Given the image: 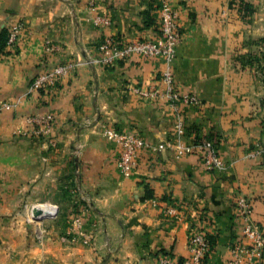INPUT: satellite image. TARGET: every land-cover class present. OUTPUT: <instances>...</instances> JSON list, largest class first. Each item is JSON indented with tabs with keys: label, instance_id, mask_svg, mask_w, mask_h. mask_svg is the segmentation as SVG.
I'll use <instances>...</instances> for the list:
<instances>
[{
	"label": "crops",
	"instance_id": "1",
	"mask_svg": "<svg viewBox=\"0 0 264 264\" xmlns=\"http://www.w3.org/2000/svg\"><path fill=\"white\" fill-rule=\"evenodd\" d=\"M174 5L175 87L200 101L180 107L185 141L215 142L227 170H208L197 155L146 149L125 178L120 150L103 132L136 129L153 146L175 138L178 115L160 96L164 61L90 62L106 38L158 40L159 0H0V32L24 25L0 53V103L20 102L0 114V264H178L197 231L216 239L206 264H229L231 248L245 242L239 195L251 201L264 234V0ZM97 13L109 16L111 27L95 28L89 21ZM47 40L57 49L48 51ZM70 60L83 62L28 94L38 75ZM135 87L159 97L142 98ZM39 114L52 115L54 124L49 137L36 139L27 119ZM64 199L89 201L90 229H101L92 245L61 241V220L48 223L49 239L36 240L40 225L30 221L29 205L61 206Z\"/></svg>",
	"mask_w": 264,
	"mask_h": 264
},
{
	"label": "built area",
	"instance_id": "2",
	"mask_svg": "<svg viewBox=\"0 0 264 264\" xmlns=\"http://www.w3.org/2000/svg\"><path fill=\"white\" fill-rule=\"evenodd\" d=\"M158 11L160 23L158 40L139 39L124 42L116 38H106L99 44L97 55L93 57L90 64L109 67L137 56L146 59L162 58L164 70L162 71L161 83L164 86V91L160 96L167 99L170 107L178 115L176 136L172 141L153 146L136 129L127 131L106 127L103 135L119 148L120 155L117 166L120 174L125 178L132 176L137 167V160L140 154L146 149L154 151L170 149L174 151L177 158L186 155H197L208 170L226 171L227 164L215 142L210 139L185 141V123L180 107L198 106L200 101L195 95L178 92L175 87L174 64L177 58V46L180 42V30L179 12L175 8L174 0H159ZM89 22L97 29L109 28L112 25L111 18L104 13H97ZM23 26L22 23H18L10 29L8 46H13L17 42ZM45 45L48 51L57 49L50 40H47ZM82 62L81 60H70L38 75L32 81L28 94L40 93L56 85L62 78L72 75ZM134 91L145 99H156L159 97V92L152 88L135 87ZM19 104V101L0 103V114L15 111ZM27 122L30 126L28 135L40 139L50 136L54 117L50 114H39L29 117ZM262 152L264 153V148ZM47 206L57 209V207L52 205H38L34 209ZM237 209L244 222L243 235L245 242L242 245H235L231 248L229 264H260L264 256V234L254 220L252 203L245 196L239 195L237 198ZM77 223L81 225V219H78ZM46 232V228L39 230L38 238L41 241L45 238ZM188 245L189 255L184 257V264H205L206 257L210 252V241L207 233L204 231L195 232L191 236ZM162 264H169L168 259H163Z\"/></svg>",
	"mask_w": 264,
	"mask_h": 264
},
{
	"label": "rangeland",
	"instance_id": "3",
	"mask_svg": "<svg viewBox=\"0 0 264 264\" xmlns=\"http://www.w3.org/2000/svg\"><path fill=\"white\" fill-rule=\"evenodd\" d=\"M38 205H52L57 207L56 214L46 220H35L34 218V207ZM31 205H29L28 213L30 215V221L32 223L40 225V228L35 232V238L39 243L45 242V240L51 237L48 223L64 221V225L66 226V230L59 235L61 241L79 243L84 246H90L95 242L97 233L101 230L96 227H92L94 224V219L92 220V208L89 205V201L86 200H70L64 199L62 200V205L59 206L58 203H54L53 201H41L40 203H36L33 206L31 211ZM81 219V225H78L77 220ZM42 228H46L47 232L43 241H41L39 236V230Z\"/></svg>",
	"mask_w": 264,
	"mask_h": 264
},
{
	"label": "trees",
	"instance_id": "4",
	"mask_svg": "<svg viewBox=\"0 0 264 264\" xmlns=\"http://www.w3.org/2000/svg\"><path fill=\"white\" fill-rule=\"evenodd\" d=\"M8 39H9V31L7 29H4L3 31L0 32V53H5L7 47H9L8 46ZM207 236H208V239L210 241V252H209L208 256L206 257L205 264H206L207 260L209 259L210 254L214 250L215 242H216L215 237H211L208 234H207ZM178 264H184V257L180 258Z\"/></svg>",
	"mask_w": 264,
	"mask_h": 264
},
{
	"label": "bare ground",
	"instance_id": "5",
	"mask_svg": "<svg viewBox=\"0 0 264 264\" xmlns=\"http://www.w3.org/2000/svg\"><path fill=\"white\" fill-rule=\"evenodd\" d=\"M40 209H42L43 213H44V215L42 217L49 218V217L54 216V214L56 213V209H53L52 207H49V206L44 207V208H40Z\"/></svg>",
	"mask_w": 264,
	"mask_h": 264
},
{
	"label": "water",
	"instance_id": "6",
	"mask_svg": "<svg viewBox=\"0 0 264 264\" xmlns=\"http://www.w3.org/2000/svg\"><path fill=\"white\" fill-rule=\"evenodd\" d=\"M34 218L35 220H46L48 219L47 217H42L44 215L43 211L39 208H35L33 211ZM50 218V217H49Z\"/></svg>",
	"mask_w": 264,
	"mask_h": 264
}]
</instances>
